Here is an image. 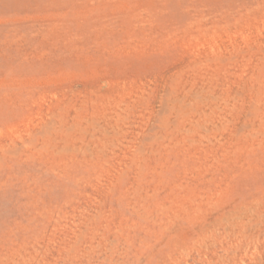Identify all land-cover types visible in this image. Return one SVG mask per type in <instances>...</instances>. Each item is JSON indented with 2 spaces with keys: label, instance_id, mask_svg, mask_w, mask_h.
<instances>
[{
  "label": "rangeland",
  "instance_id": "rangeland-1",
  "mask_svg": "<svg viewBox=\"0 0 264 264\" xmlns=\"http://www.w3.org/2000/svg\"><path fill=\"white\" fill-rule=\"evenodd\" d=\"M0 264H264V0H0Z\"/></svg>",
  "mask_w": 264,
  "mask_h": 264
}]
</instances>
